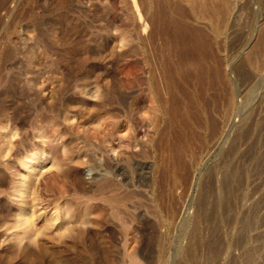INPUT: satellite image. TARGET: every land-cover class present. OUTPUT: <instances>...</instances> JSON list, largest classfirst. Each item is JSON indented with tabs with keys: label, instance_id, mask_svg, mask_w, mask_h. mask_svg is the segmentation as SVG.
Segmentation results:
<instances>
[{
	"label": "rangeland",
	"instance_id": "rangeland-1",
	"mask_svg": "<svg viewBox=\"0 0 264 264\" xmlns=\"http://www.w3.org/2000/svg\"><path fill=\"white\" fill-rule=\"evenodd\" d=\"M170 1L0 0V264H264V0Z\"/></svg>",
	"mask_w": 264,
	"mask_h": 264
},
{
	"label": "bare ground",
	"instance_id": "bare-ground-1",
	"mask_svg": "<svg viewBox=\"0 0 264 264\" xmlns=\"http://www.w3.org/2000/svg\"><path fill=\"white\" fill-rule=\"evenodd\" d=\"M164 1H165V0H164ZM192 1H193V0H190V2H192ZM225 1H226V0H225ZM153 2H154V1H153ZM155 2H156V1H155ZM169 2H171V1L169 0ZM158 3H160V2H157V4H158ZM192 3H193V2H192ZM149 4H150V3H149ZM180 4H181V3H180ZM174 5H175V4H174ZM153 6H154V5H153ZM158 6H159V5H158ZM160 6H161V5H160ZM168 6H169V5H168ZM148 7H149V5H148ZM155 7L157 8V6H155ZM177 7H180V6H177ZM216 7H217V6H216ZM220 7H221V6H220ZM181 8H182V7H181ZM152 9H153V8H152ZM152 9H151V10H152ZM193 9H194V8H193ZM205 9H206V8H205ZM218 9H219V8H218ZM155 10H156V9H155ZM155 10L153 9V12H152V11H151V12H152L153 14H157V12L154 13ZM159 10H160V8H159ZM173 10H174V9H173ZM180 10H182V9H180ZM163 11H164V9H163ZM171 11H172V10H171ZM151 12H150V13H151ZM159 12H160V11H159ZM167 12H168V11H167ZM167 12H166V13H167ZM179 12H180V11H179ZM217 12H218V11H217ZM153 14H152V15H153ZM149 15H150V14H149ZM165 15L167 16V14H165ZM154 16H155V15H154ZM166 16H165V17H166ZM168 16H170V15H168ZM170 17H172V16H170ZM150 19H151V18H150ZM156 19H157V18H156ZM172 19H175V18H172ZM152 20H153V19H152ZM152 20H151V21H152ZM157 20H158V19H157ZM169 20H170V18H169ZM175 20H177V19H175ZM177 21H178V20H177ZM179 22H180V21H179ZM179 22H178V23H179ZM152 23H153V22H152ZM155 23H156V22H155ZM157 23H158V22H157ZM150 24H151V23H150ZM164 24H166V22H165ZM153 25H154V24H153ZM153 25H151V26H153ZM169 25H170V23L167 24V26H169ZM173 25H175V24L173 23ZM180 25H181V24H180ZM148 26H149V25H148ZM157 26H158V25H157ZM159 26H160V25H159ZM163 26H164V25H163ZM176 26H178V25H176ZM187 26H188V25H187ZM161 27H162V26H161ZM174 27H175V26H174ZM150 28H151V27H150ZM169 28H170V27H167V30H169ZM189 28H190V27H189ZM159 29H160V28H159ZM173 29H174V28H173ZM175 29H176V28H175ZM163 30H165V26H164V29H163ZM160 31H161V30H160ZM160 31H159L158 33H160ZM151 32H152V31H151ZM164 33H165V32H164ZM176 33H177V32H176ZM160 34H161V33H160ZM160 34H159V35H160ZM175 35H177V34H175ZM187 35H188V34H187ZM150 36H152V35H150ZM160 36H162V34H161ZM171 36L173 37L172 34H171ZM152 37H153V36H152ZM154 37H155V33H154ZM184 37H185V36H184ZM191 38H192V37H191ZM150 39H152V38H150ZM157 39H158V38H157ZM173 39H174V38H173ZM183 39H184V38H183ZM185 39H186V38H185ZM187 39H188V38H187ZM153 40H154V39H152V41H153ZM149 41H150V40H149ZM152 41H151V43H152ZM160 41H162V39H161ZM174 41H177V40H173L172 42H174ZM188 41H189V40H188ZM188 41H187V42H188ZM153 42H154V41H153ZM165 42H166V40H165ZM170 42H171V41H170ZM190 42H192V41H190ZM149 43H150V42H149ZM151 43H150V44H151ZM163 43H164V42H163ZM173 44H174V43H173ZM178 44L181 45V46H183L185 43H184V41L182 40V41L179 42ZM157 45L159 46V44H157ZM196 45H197V44H196ZM146 46H147V45H146ZM155 46H156V45H155ZM150 47H151V46H150ZM171 47H172V46H171ZM174 47H175V46L173 45V48H174ZM188 47H190V46H188ZM188 47H187V50L189 49ZM198 47H199V46H198ZM146 48H147V47H146ZM164 48H165V46H164ZM179 48H180V47H179ZM177 49H178V48H177ZM180 49H181V48H180ZM191 49H192V48H191ZM197 49L199 50L200 48H197ZM163 50H164V49H163ZM165 50H166V49H165ZM183 50H184V48L181 49V51H183ZM205 50H206V49H205ZM201 51H202V49H201ZM166 52H167V51H166ZM166 52H165V53H166ZM171 52H172V51H171ZM187 52H188V51H187ZM191 52H192V50H191ZM191 52H190V53H191ZM194 52H195V51H194ZM194 52H193V53H194ZM205 52H206V51H205ZM205 52H204V53H205ZM151 53H152V52H151ZM161 53H162V51H161ZM176 53H178V52H176ZM180 53H183V52H180ZM190 53H188L186 57H185V56H182V59H183L184 61H189L191 58H193L192 54L189 55ZM196 53H197V52H196ZM166 54H167V53H166ZM171 54H172V53H171ZM183 54H184V53H183ZM156 55H157V54H156ZM175 55H176V54H175ZM179 55H180V54H179ZM179 55H176V56H179ZM181 55H182V54H181ZM194 55H195V54H194ZM201 55H202V53H201ZM204 55L206 56V54H204ZM153 56H154V55H153ZM162 56H163V55H162ZM202 56H203V55H202ZM194 57H195V56H194ZM178 58H179V57H178ZM150 59H151V58H150ZM154 59H155V58H153V60H154ZM182 59H180V60H182ZM185 59H187V60H185ZM205 59H206V58H205ZM155 60H157V59H155ZM162 60H163L162 62H164V64H165V66H164V67H165V70H164L165 72H164V74H165L167 80H170L171 78H176L177 75H180V74H179V70H180V68H182V66H183V65H182L183 62L181 63L180 60H179L180 62H178V61L176 62V61H174L170 56H167L166 58L164 57ZM157 61H158V60H157ZM157 61H155V62H157ZM162 62H161V63H162ZM185 63H186V62H185ZM185 63H184V64H185ZM155 64H156V63H155ZM202 64H203V62H202ZM153 65H154V63H153ZM153 65H152V66H153ZM157 66H158V65H157ZM157 66H154V67H157ZM203 66H204V65H203ZM209 66H210V65H209ZM201 68H202V67H201ZM202 69H205V67L202 68ZM217 69H218V68H217ZM182 70H184V69H182ZM182 70H180V71L182 72ZM211 71H212V69H211ZM154 72L156 73L157 71H154ZM203 72H204V70H203ZM208 72H210V71H208ZM199 73H200V72H199ZM157 74H159V72H158ZM160 74H161V73H160ZM183 74H184V73H182L181 75H183ZM188 74H189V73H188ZM199 75H200V74H199ZM208 75H209V74H208ZM153 76H154V75H153ZM155 76H156V75H155ZM158 76H159V75H158ZM184 76H185V75H184ZM184 76H183V77H184ZM190 76H191V75H190ZM192 76H193V75H192ZM202 76H204V75H202ZM161 77H162V75H161ZM181 77H182V76H181ZM204 77H205V76H204ZM184 78H185V77H184ZM198 78H199V76H198ZM155 79H157V78L155 77ZM158 79H159V78H158ZM191 79H192V78H191ZM202 79H203V78H202ZM162 80H163V79H162ZM221 80H222V79H221ZM176 81H177V80H176ZM176 81H175V82H176ZM199 81H200V80H199ZM203 81H204V79H203ZM161 82L163 83V81H161ZM161 82H160V83H161ZM177 82H178V81H177ZM186 82H187V81H186ZM201 82H202V81H201ZM201 82H200V83H201ZM210 82H211V81H210ZM157 83H158V82H157ZM160 83H159V84H160ZM212 83H213V82H212ZM164 84H165V83H164ZM174 84H175V83H174ZM179 84L181 85V82H179ZM187 84H188V83H187ZM202 84H203V83H202ZM208 84H209V82H208ZM160 85H161V84H160ZM199 85H200V84H199ZM213 85H214V84H213ZM154 86H155V85H154ZM163 86H165V85H163ZM167 86H168V84H167ZM155 87H157V86H155ZM155 87H154V88H155ZM176 87H177V86H176ZM180 87H181V86H179V88H180ZM197 87H198V86H197ZM200 87H201V86H200ZM202 87H203V86H202ZM157 88H158V87H157ZM161 88H162V87H161ZM170 88H171V87H170ZM170 88H169V89H170ZM159 89H160V88H159ZM159 89H158V92H157V93H159ZM171 89H172V88H171ZM183 89H184V88H183ZM199 89H200V88H199ZM154 90H155V89H154ZM161 90H162V89H161ZM201 90H202V89H201ZM168 91H169V90H168ZM170 91H171V90H170ZM163 92H164V91H163ZM163 92H162V93H163ZM193 92H194V91H193ZM201 92H202V91H201ZM162 93H161V95H162ZM164 93H165V92H164ZM172 93H173V92H172ZM198 93H200V92H198ZM159 95H160V94H159ZM198 95H199V94H198ZM162 96H163V95H162ZM204 96H205V95H204ZM158 97H159V96H158ZM168 97H169V96H168ZM189 97H190V96H189ZM160 98L163 99V97L160 96V97H159V100H161ZM199 98H200V97H199ZM190 99H191V98H190ZM203 100H204V99H203ZM164 101H165V100H164ZM204 101H205V100H204ZM205 102H206V101H205ZM202 103H204V102H202ZM208 103H209V102H208ZM214 103H215V102H214ZM204 105H205V104H204ZM214 106H215V105H214ZM175 107H176V106H175ZM192 107H193V106H192ZM168 108H169V107H168ZM176 108H178V107H176ZM193 108H194V107H193ZM196 108H197V107H196ZM171 109H172V108H171ZM197 109H198L197 111H198V113H199V112H200V111H199V108H197ZM209 109H210V108H209ZM207 110H208V108H207ZM207 110H206V111H207ZM170 111H171V110H170ZM167 112H168V111H167ZM176 112H177V111H176ZM170 113H171V112H170ZM188 113H189V112H188ZM191 114H194V113L192 112ZM199 114H201V113H199ZM189 115H190V114H189ZM190 116H191V115H190ZM192 116H193V115H192ZM196 116H197V115H196ZM201 116H202V115H201ZM207 116H209L208 113H207ZM202 117H203V116H202ZM196 118H197V117H196ZM208 118L210 119V117H208ZM174 120H175V119H174ZM201 121L203 122V120H201ZM198 123H199V122H198ZM171 124H172V123H171ZM184 125H185V124H184ZM199 125H200V124H199ZM216 126H217V124H216ZM174 128H175V127H174ZM215 128H216V127H215ZM192 130H193V129H192ZM174 132H175V130H174ZM186 133H187V132H186ZM194 136H195V135H194ZM176 137H177V136H176ZM179 137H180V136H179ZM181 138H182V137H181ZM177 139H178V138H177ZM198 139H199V138H198ZM175 141H176V140H175ZM179 141H180V140H179ZM183 141H184V140H183ZM191 143H192V142H191ZM169 144H170V143H169ZM169 146H170V145H169ZM175 155H176V154H175ZM175 155H174V156H175ZM177 155H178V154H177ZM182 155H183V154H182ZM174 156H173V157H174ZM178 157H179V156H178ZM183 158H184V157H182V160H183ZM173 159H174V158H173ZM178 159H180V158H178ZM185 159H186V158H185ZM177 161H178V160L176 159V162H177ZM179 161H180V160H179ZM179 161H178V162H179ZM169 164H170V163H169ZM180 164H182V163H180ZM183 165H184V164H183ZM167 166H168V165H167ZM179 166H181V165H179ZM168 168H169V167H168ZM168 171H169V169H168ZM173 173H175V172L173 171ZM180 174H181V173H180ZM176 176H177V175H176ZM181 177H182V176H181ZM213 254H214V253H213ZM203 255H204V254H203ZM215 255H216V254H215ZM206 256H207V255H206ZM209 261H210V260H209ZM197 262H198V261H197Z\"/></svg>",
	"mask_w": 264,
	"mask_h": 264
}]
</instances>
